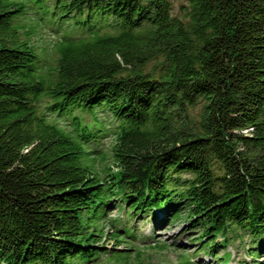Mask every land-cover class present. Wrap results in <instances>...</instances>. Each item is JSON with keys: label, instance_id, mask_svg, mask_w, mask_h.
<instances>
[{"label": "trees", "instance_id": "obj_1", "mask_svg": "<svg viewBox=\"0 0 264 264\" xmlns=\"http://www.w3.org/2000/svg\"><path fill=\"white\" fill-rule=\"evenodd\" d=\"M186 1L0 0V264L114 256L129 224L91 222L110 209L184 219L223 264L248 237L240 263L264 262V0ZM51 25L47 63L33 39Z\"/></svg>", "mask_w": 264, "mask_h": 264}, {"label": "rangeland", "instance_id": "obj_2", "mask_svg": "<svg viewBox=\"0 0 264 264\" xmlns=\"http://www.w3.org/2000/svg\"><path fill=\"white\" fill-rule=\"evenodd\" d=\"M172 3V13L179 17H183L182 6L187 4L186 0H170ZM63 31L59 30V33H54L53 26H48V28H42L39 30L38 34L33 41L38 44V51L41 53L42 57L46 59L47 63H50L56 56L55 53V43L61 37ZM203 103L198 104L192 110V114L197 116L201 110ZM102 117L97 119L98 122L104 120L107 133L105 138H103V143L96 147L95 154L91 157L95 160L94 167L99 170L101 174L104 172V168L110 166L113 162V156L111 151V146L114 140V124L110 120V115L99 114ZM86 120L89 122L93 119L87 115ZM113 202V201H112ZM121 210L110 209L107 212V218L98 217L93 219L91 222L93 225H101L105 232L113 230V226L109 222L110 218L119 217L118 221H123L128 226L129 229L127 236L122 237L124 241L117 245V249L113 252L115 255L110 256V254H102L99 259L95 261L94 264H185V261L189 258L195 264H223L221 262H216L213 257L209 254H198L197 245L195 242H191V238L198 236V231L188 228L187 223H184V219L180 221L173 222V218L168 216V220L164 224L156 223V219L153 216L147 215L143 218H138L137 225H133L131 219L132 216L128 215L125 217L126 212L122 213ZM164 214L159 210L156 212V217L161 219ZM102 220V221H101ZM108 237V236H107ZM222 237H218V241L222 242ZM108 241V240H106ZM101 243H105L106 246L111 248L115 246L113 240L105 242L103 239ZM253 243L251 239L245 237L244 240H238L235 244L230 243L227 248L220 247L218 252L219 255H224L226 250L230 251L232 258L227 264H241V260L247 259L251 263V259L245 251L246 247L251 246ZM259 247V244L256 245ZM128 249V250H123ZM184 250L185 252H183ZM197 252V253H196ZM258 252V249L255 250ZM184 253L185 255H182ZM109 255V256H107ZM198 256V257H197ZM259 260L264 261V253H261ZM261 264H264L262 262Z\"/></svg>", "mask_w": 264, "mask_h": 264}]
</instances>
